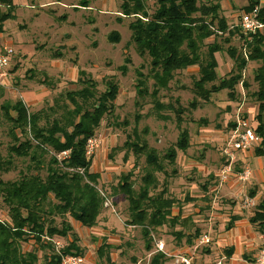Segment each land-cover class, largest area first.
Segmentation results:
<instances>
[{
  "label": "rangeland",
  "instance_id": "obj_1",
  "mask_svg": "<svg viewBox=\"0 0 264 264\" xmlns=\"http://www.w3.org/2000/svg\"><path fill=\"white\" fill-rule=\"evenodd\" d=\"M42 1L51 0L35 1L32 8L30 0H14L15 15L5 21L0 30V50L4 47L13 50L10 69L1 84L3 96L0 104H13L21 100L29 112L44 109L51 106L54 100H61L65 92L79 89V77H89L95 81L101 92L105 78L112 76L119 88L112 111L104 117L95 132L96 148L90 154V171L99 174L98 190L111 206L104 205L95 227L90 229L81 227L70 217H56L58 227L61 228V223L66 221L71 231L67 232V237L54 238L53 241L63 248L76 239L83 257L82 264H114L107 263L105 255L99 257L97 253L106 243V247H109L106 248V255L109 252L116 255L115 264L150 263L144 255L146 250L140 229L127 225V200L123 194L115 192L121 177L129 172H133L134 189H137L138 178L143 174L144 157L136 163L131 153L125 156V151L115 149H120L126 137L132 136L135 131L149 148L163 155L174 145L179 134L173 111L178 107L184 109L180 129L189 133L191 145L185 152H178L173 166L164 164L168 176L157 174L159 187L151 194H158L166 188V194L179 198L180 214L184 219L188 218L181 220L182 224L156 229L152 235L169 249L173 245H183L185 239L178 240L176 233L193 235L197 228L201 235L202 226L209 223L217 211L211 205L213 202L219 206L231 201V205L238 203L239 213L249 219L257 204L264 199V155L257 157L252 149L250 154L235 164L232 176L226 183L221 184L217 175L221 170V149L236 116L241 113L252 127H256L254 117L257 104L253 93L257 90V84L254 71L259 63L248 62L233 98L229 97L226 89L218 90L206 103L196 98L193 84L199 78L197 66L175 73L171 81L164 86L158 85L154 90L153 73L159 71L151 70L149 58L139 56L131 43L129 25L136 18L121 14V0H62L63 3L40 6L38 3ZM142 1L147 13L153 14L156 0ZM261 2L264 4V0ZM214 3L220 4L219 15L225 17L228 27L239 28V17L244 13L247 0H199V4ZM35 11L37 14L33 15L31 12ZM215 28L214 25L212 29ZM227 36L213 35L203 40L200 47L203 60L209 44L215 42L223 49L215 55L218 64L217 80L212 83L215 86L221 79L229 78L231 71L235 72L234 60L226 52L228 46L237 53L243 51L239 36H234L226 44L224 39ZM42 80L47 83L40 84ZM142 81L144 85L141 89L145 90L146 95L141 96L138 88ZM153 99L161 105L159 112L154 108ZM193 101L196 102L195 108L191 107ZM156 112L167 117V120L158 119ZM8 130L9 124L0 113V160L12 161L9 172L0 170L1 181L18 179L19 172L24 171L27 163L8 154V148L13 143ZM237 158L240 159L239 155ZM250 159H255L259 164L255 172L247 162ZM246 168L252 174L243 182L238 177ZM173 170L175 173L171 172ZM228 186H233L234 194L224 196L220 191L227 188L229 191ZM251 191H255L252 199L249 196ZM198 208L200 212H197ZM227 213L224 210V214ZM0 219H7L1 196ZM263 243L264 238L259 246ZM35 246L34 241L29 239L22 242L20 247L22 252H28ZM199 250L196 251L198 257ZM118 251L121 253L117 254ZM36 252L39 263L43 264L48 250L37 249ZM163 263L174 264L173 259L169 258L160 264Z\"/></svg>",
  "mask_w": 264,
  "mask_h": 264
},
{
  "label": "trees",
  "instance_id": "obj_2",
  "mask_svg": "<svg viewBox=\"0 0 264 264\" xmlns=\"http://www.w3.org/2000/svg\"><path fill=\"white\" fill-rule=\"evenodd\" d=\"M121 2V14L136 18L129 25L131 43L139 56L149 58L151 70L159 71L153 73L154 90L158 85L164 86L171 81L175 73L197 66L199 78L193 84L196 98L206 103L220 89L228 90L229 97L233 98L248 62L259 63L254 71L257 90L253 97L257 110L254 117L256 127H252L259 142L253 151L257 157L264 155V33L243 34L239 28L228 27L225 17L219 15V3L206 5L199 4V0H156V9L150 15L142 0ZM247 2L244 12L257 7V17L264 23V4L261 0ZM0 7L5 8V11L0 10L1 30L4 22L14 17L15 5L12 0H0ZM214 25L216 28L213 30ZM224 34L228 35L224 39L226 44L234 36H239L243 51L237 53L228 46L226 52L234 60L235 72L231 71L229 78L221 79L215 86L212 84L217 80L215 55L223 49L215 42L209 44L203 60L200 47L206 38ZM46 83L42 80L40 84ZM77 83L79 89L65 92L61 100H54L51 106L35 112H29L21 100L0 104V113L9 124L8 133L13 142L8 154L27 162L18 179L0 180V196L7 210V219H0V264H40L37 249L48 250L43 264H60L61 256H81L76 239L56 251L53 239L67 237L71 227L66 221L61 223V228L58 227L55 218L70 217L81 227L90 229L95 227L102 212L106 197L98 190L99 174L90 171L92 159L86 155V143L95 136L101 121L112 111L119 88L112 76L105 78L101 92L98 84L89 77H79ZM209 84L212 85L206 88ZM140 85L139 94L146 95L141 89L143 81ZM151 95L154 96V93ZM2 96L3 88L0 86V98ZM153 103L159 112L161 105L155 99ZM191 107H196L195 101ZM173 111L179 134L174 145L163 155L149 148L135 131L132 136L126 137L120 149H115L125 151V156L131 153L136 163L144 157L143 174L138 178L137 189H134L133 172H129L121 177L115 192L123 194L127 200V225L140 229L146 251L153 247V231L167 225L175 226L178 221L188 218L172 216V209L181 206L180 200L166 194V188L158 194H151L159 187L157 174L168 176L164 164L173 166L178 152H185L191 145L189 133L180 129L184 109L178 107ZM156 117L167 120L157 112ZM65 151L68 156L59 158ZM11 165V160H0V170L4 172H9ZM171 172L175 173L174 170ZM249 196L254 198L255 192L251 191ZM237 220L238 216L231 217L226 228L230 229ZM248 222L264 235V199L257 204ZM199 236L197 228L193 235L176 233V238L185 239L184 244L190 247ZM29 239L34 241L35 248L22 252L21 243ZM106 248L109 247L105 244L98 250L100 257L107 251ZM158 255L164 258L160 253ZM157 262L156 259L154 264Z\"/></svg>",
  "mask_w": 264,
  "mask_h": 264
},
{
  "label": "crops",
  "instance_id": "obj_3",
  "mask_svg": "<svg viewBox=\"0 0 264 264\" xmlns=\"http://www.w3.org/2000/svg\"><path fill=\"white\" fill-rule=\"evenodd\" d=\"M35 1H38V0H30V2L32 3L30 8L34 6ZM12 2L14 4V0H12ZM60 2L63 3L62 0H51V1H44V2L42 1L38 4H40V6H50L55 3L59 4ZM0 9L1 11H5V8L3 7H0ZM31 13L33 15L37 14L36 11L31 12ZM3 27H4V24H3ZM250 153L251 151L246 152V153H240L239 154L240 159H237V162L243 160V157H245L246 155ZM247 162L250 164L252 169H254V172L256 171V168L259 169L258 168L259 164L255 161V159H250ZM262 181L263 179L260 180V182ZM228 187H230L229 191H227L228 189L227 188L225 189V191H220V193L223 194L224 196H227L228 194H234L233 192L235 189L233 188V186H228ZM254 189L255 188H253V190ZM177 200H179V198ZM231 204H233V201H231L230 204L227 203L225 205H220V206L215 202L211 204L213 209L217 211L213 215V219H211L209 223L207 222V224H205L203 221L204 225L202 227L204 229L201 230L202 234L200 236L208 235L211 242L208 245L202 246L200 248L201 250H199V253H200L199 257L196 253V260L200 264L214 263L216 261H219L222 258L225 259L222 264H251L255 261V257L257 256V252L260 247L259 246L260 242L264 238V235H261L255 229H253L252 226L249 224L247 218L242 217L243 215L239 213L238 203H235L234 205H231ZM180 210H182L181 206L174 207L171 212L172 216L173 217L180 216V218L184 219V217L180 214L181 213ZM224 210H227L228 213L224 214ZM197 212H200L199 208ZM108 216L109 215H107V217ZM185 216H189V215H185ZM234 216H238L239 220L234 221L231 228L227 229L226 226L229 224L231 217H234ZM177 223H182V221L181 222L178 221ZM197 240L194 242V244L197 242ZM160 242L164 245V249L171 254L190 252L191 248L194 246L193 245L190 247L185 244L181 246L173 245L172 249H169L168 247H166L163 241L160 240ZM106 245L108 244L106 243ZM106 252L107 251H105L104 254L102 255V256L105 255L106 262L115 264L117 261L116 255L110 254L109 252L107 256ZM120 253L121 252L118 251L117 254H120ZM144 255L146 256V258L150 260L149 264H154L156 259L158 260L157 264H160L164 260L167 259L165 257L160 258L157 253H154V247H152L149 251H144ZM163 264H167V263H163Z\"/></svg>",
  "mask_w": 264,
  "mask_h": 264
},
{
  "label": "built area",
  "instance_id": "obj_4",
  "mask_svg": "<svg viewBox=\"0 0 264 264\" xmlns=\"http://www.w3.org/2000/svg\"><path fill=\"white\" fill-rule=\"evenodd\" d=\"M258 8H254L250 12H244L240 16L239 25L241 32L243 34H256L264 33V23H262L258 17ZM13 56V50L10 48H2L0 50V86L2 81L7 77L9 71V64ZM234 127L229 129L226 134L224 144L221 149V170L218 175L219 182L221 184L229 181L234 170V166L237 163V155L240 153H246L254 150L259 138L254 132L249 121L239 113L234 121ZM96 148V141L94 138H90L86 143V155L90 156L93 149ZM68 156V152L61 153L59 158H65ZM251 172L246 168L239 175L238 179L246 182L251 177ZM102 195V193H100ZM103 196V195H102ZM252 199V198H251ZM104 205L106 207L111 206V203L105 199ZM153 239L154 253H160L165 258L173 259L174 264H200L196 260V251L202 246L208 245L211 240L208 235H202L198 238L195 245L191 248L190 252H182L171 254L164 249V245L156 240V238L151 234ZM47 239V238H46ZM49 240V239H47ZM52 243L55 246L56 251H59L62 247L57 245L54 241ZM225 259L222 258L219 261L214 263H205V264H222ZM83 257L76 255H66L61 256L60 264H82ZM251 264H264V243L261 245L255 257V261Z\"/></svg>",
  "mask_w": 264,
  "mask_h": 264
}]
</instances>
